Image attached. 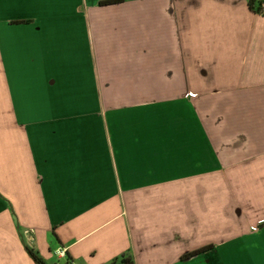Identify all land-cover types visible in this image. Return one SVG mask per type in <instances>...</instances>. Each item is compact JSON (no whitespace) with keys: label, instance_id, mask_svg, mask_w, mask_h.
I'll return each mask as SVG.
<instances>
[{"label":"crops","instance_id":"1","mask_svg":"<svg viewBox=\"0 0 264 264\" xmlns=\"http://www.w3.org/2000/svg\"><path fill=\"white\" fill-rule=\"evenodd\" d=\"M102 1L0 0V264H264V9Z\"/></svg>","mask_w":264,"mask_h":264},{"label":"trees","instance_id":"2","mask_svg":"<svg viewBox=\"0 0 264 264\" xmlns=\"http://www.w3.org/2000/svg\"><path fill=\"white\" fill-rule=\"evenodd\" d=\"M117 1L120 0H106V1H102L101 4H106V3H115ZM249 6L250 8L254 9L255 12L261 14L262 10L264 9V3L259 2L257 7L254 8V0H250L249 1ZM25 246V250L28 253L29 257L34 261L35 264H45L43 259L39 256V253L36 249H34L32 246H29L27 244H24ZM202 249H198L196 251L187 253L185 255L182 256V259L184 258H188L198 252H200ZM55 264H72L71 262V258L69 257V255H65V259L64 262H58ZM108 264H133V256L130 253H125L120 255L119 257L114 258L112 261H110Z\"/></svg>","mask_w":264,"mask_h":264},{"label":"built area","instance_id":"3","mask_svg":"<svg viewBox=\"0 0 264 264\" xmlns=\"http://www.w3.org/2000/svg\"><path fill=\"white\" fill-rule=\"evenodd\" d=\"M189 96L193 97L194 94L189 93ZM255 229V228H254ZM27 233H30L27 231ZM55 254L59 257V258H64L65 257V250L64 249H58L56 250Z\"/></svg>","mask_w":264,"mask_h":264}]
</instances>
